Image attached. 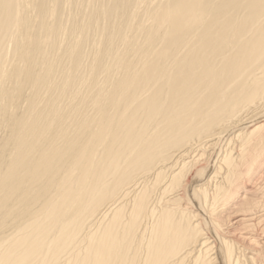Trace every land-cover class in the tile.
Wrapping results in <instances>:
<instances>
[{"label": "bare ground", "instance_id": "obj_1", "mask_svg": "<svg viewBox=\"0 0 264 264\" xmlns=\"http://www.w3.org/2000/svg\"><path fill=\"white\" fill-rule=\"evenodd\" d=\"M0 264H264V0H0Z\"/></svg>", "mask_w": 264, "mask_h": 264}]
</instances>
